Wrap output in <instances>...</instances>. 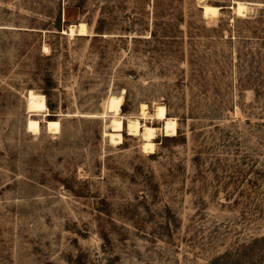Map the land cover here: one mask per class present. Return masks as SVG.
Instances as JSON below:
<instances>
[{
	"label": "rangeland",
	"instance_id": "rangeland-1",
	"mask_svg": "<svg viewBox=\"0 0 264 264\" xmlns=\"http://www.w3.org/2000/svg\"><path fill=\"white\" fill-rule=\"evenodd\" d=\"M0 264H264V0H0Z\"/></svg>",
	"mask_w": 264,
	"mask_h": 264
},
{
	"label": "bare ground",
	"instance_id": "bare-ground-1",
	"mask_svg": "<svg viewBox=\"0 0 264 264\" xmlns=\"http://www.w3.org/2000/svg\"><path fill=\"white\" fill-rule=\"evenodd\" d=\"M236 2V1H235ZM246 9V6L240 2H236L235 12L237 15H242ZM202 10L204 15L214 16L218 12V7L213 6L207 3L202 4ZM84 26L82 23L76 28L75 25L70 24L68 28L69 34L76 33L79 34L84 33ZM123 102V97L121 95H110L106 101V110L111 113V117L109 120L110 130L106 133L112 143H119L122 141V135L120 131L124 127L123 120L118 117L120 106ZM26 106L28 111V117L26 120V128L28 131L33 133H38L40 122L37 118L33 117L34 115H41L45 117L48 115L47 105L45 103V97L42 93H37L32 90H29L26 95ZM153 117L154 119L162 120L161 131H163L166 135H173L176 133V121L171 117L166 116V109L162 104L155 103L153 107ZM141 114L144 115V110H140ZM151 117V116H150ZM138 118V117H137ZM137 118H127L126 120V129L128 134H140L143 142L142 147L144 150L151 151L153 149V137L155 135L156 128L148 125L142 124L137 120ZM45 128L49 132L56 133L60 129V124L57 119H44Z\"/></svg>",
	"mask_w": 264,
	"mask_h": 264
}]
</instances>
